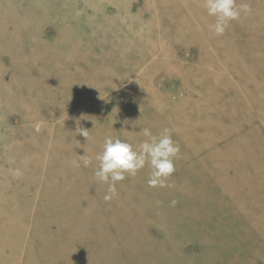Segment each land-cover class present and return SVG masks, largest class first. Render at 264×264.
<instances>
[{
	"label": "rangeland",
	"instance_id": "374dc122",
	"mask_svg": "<svg viewBox=\"0 0 264 264\" xmlns=\"http://www.w3.org/2000/svg\"><path fill=\"white\" fill-rule=\"evenodd\" d=\"M237 3L217 37L204 0H0V264H264V0ZM144 128L172 187L106 202L95 156Z\"/></svg>",
	"mask_w": 264,
	"mask_h": 264
},
{
	"label": "clouds",
	"instance_id": "9594fccd",
	"mask_svg": "<svg viewBox=\"0 0 264 264\" xmlns=\"http://www.w3.org/2000/svg\"><path fill=\"white\" fill-rule=\"evenodd\" d=\"M204 7L210 17L215 18V23L209 25V30L217 37L223 36L232 21H238L241 14L248 16L252 13L250 3H237V0H204ZM35 131H40V125H35ZM77 133L87 140L89 131L78 128ZM146 137L138 145L122 140L111 135L106 136L102 151L95 156L98 166L94 170L96 181L107 184V193L104 195L106 202L118 196L116 185L126 176L135 177L146 166L150 169L147 185L150 188L172 187L168 183L175 172V161L180 158L179 144L172 138V130L164 128L159 135H153L148 128L142 129ZM83 166L88 167L92 161L80 155ZM73 167L79 168V160L72 161ZM14 177L22 175L20 169H10ZM174 206L177 201L173 200Z\"/></svg>",
	"mask_w": 264,
	"mask_h": 264
}]
</instances>
